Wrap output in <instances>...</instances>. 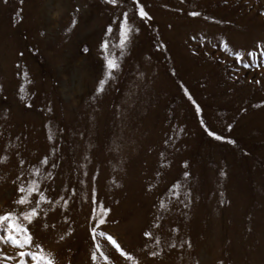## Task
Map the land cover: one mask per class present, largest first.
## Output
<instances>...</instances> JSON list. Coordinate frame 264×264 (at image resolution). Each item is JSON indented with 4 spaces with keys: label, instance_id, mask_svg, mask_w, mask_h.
<instances>
[{
    "label": "rangeland",
    "instance_id": "obj_1",
    "mask_svg": "<svg viewBox=\"0 0 264 264\" xmlns=\"http://www.w3.org/2000/svg\"><path fill=\"white\" fill-rule=\"evenodd\" d=\"M139 3L0 0V214L37 180L55 264H264V0Z\"/></svg>",
    "mask_w": 264,
    "mask_h": 264
},
{
    "label": "snow or ice",
    "instance_id": "obj_2",
    "mask_svg": "<svg viewBox=\"0 0 264 264\" xmlns=\"http://www.w3.org/2000/svg\"><path fill=\"white\" fill-rule=\"evenodd\" d=\"M23 2V0H21ZM105 3L109 5L116 6L121 0H104ZM134 6L137 9L136 14L140 17L141 20L151 19L148 12L145 11V8L139 3V0H133ZM7 3V0H5ZM78 11V9H77ZM189 15L196 17L199 16L198 12H191ZM75 24V20L73 21ZM119 35H120V45L121 47L127 42L129 38V34L131 33L132 26L129 23V13L124 12L123 18L119 21ZM107 31L109 33L112 32L111 25L108 26ZM109 47L108 43L105 41L101 44V48L107 50ZM225 49L227 50V44H225ZM87 51V49H85ZM264 55V53H261ZM21 55H23L21 53ZM237 61L242 62V56L240 53H235ZM249 56H252V53H248ZM105 65L107 69V75L111 78L112 74L118 69L119 64L116 59L109 58L105 56ZM245 68L250 67L251 65L248 63L243 64ZM101 85L105 83V81L100 82ZM101 87L98 91H102ZM186 91V90H185ZM187 94V91H186ZM191 100V95L188 96ZM195 103V101H193ZM201 108L197 105L196 112L199 115L201 113ZM201 126L204 127L205 132L208 136L216 139V140H224L225 137L218 135L216 132L210 130L207 125H205L204 120L200 121ZM232 125H228L229 130H231ZM51 138V137H50ZM230 144H234L235 141L229 139L227 141ZM5 158H0V163H4ZM25 161L21 159L19 164L24 165ZM42 164H47L48 160L45 157L40 161ZM55 166V165H53ZM40 173V169L36 168L33 171V175H38ZM185 176H188V173H184ZM19 179V177L17 178ZM17 192L21 195L13 201L15 205L24 206L27 205V209L24 211L17 212L15 210L5 211L3 214H0V244L11 247L16 250L15 255H9L2 249H0V264H8L9 261H13L14 264H28L29 260L31 264H55V260L50 253L45 252V250L41 247V245L34 240L33 233L29 231L28 225L32 224L34 220L38 221V217L40 216V206L42 204L50 203L45 193L41 190L39 182L37 180H33L31 184L21 183L17 187ZM67 203V201H65ZM26 222V223H25ZM104 221L101 220L100 223ZM44 228H48L49 225L45 223L43 225ZM51 227H55V225H51ZM93 232L96 231L95 228L92 229ZM101 236H105L106 234L101 232ZM146 238L153 240L156 245H160L161 239L158 236H153V233L150 231H145L143 234ZM63 239V237H61ZM106 239L115 247L116 251L119 253L121 257H124L126 260H132L133 257L131 254L125 252L121 246L113 239L112 236L107 235ZM190 246V244H189ZM98 247V246H97ZM170 247H175V245H170ZM32 249H36L33 251ZM152 256H156L157 252L150 253ZM103 255V253H101ZM92 260L95 261L96 254L92 253ZM105 260H108L107 256H104Z\"/></svg>",
    "mask_w": 264,
    "mask_h": 264
}]
</instances>
